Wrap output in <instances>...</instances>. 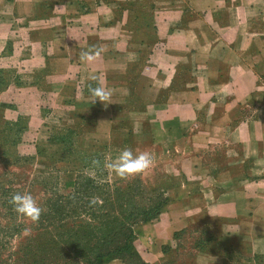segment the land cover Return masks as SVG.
<instances>
[{
  "label": "crops",
  "instance_id": "1",
  "mask_svg": "<svg viewBox=\"0 0 264 264\" xmlns=\"http://www.w3.org/2000/svg\"><path fill=\"white\" fill-rule=\"evenodd\" d=\"M0 17L87 151L147 152L172 183L145 264H264V0H0Z\"/></svg>",
  "mask_w": 264,
  "mask_h": 264
},
{
  "label": "rangeland",
  "instance_id": "2",
  "mask_svg": "<svg viewBox=\"0 0 264 264\" xmlns=\"http://www.w3.org/2000/svg\"><path fill=\"white\" fill-rule=\"evenodd\" d=\"M7 26L18 32L10 37ZM22 28L0 20V264H93L106 253L139 264L125 248L139 256L140 235L150 238L142 228L160 216L151 210L164 204L172 183L157 167L116 176L104 165L117 151L90 153L84 134L69 132L77 118L57 121L47 94L52 81L36 68L39 55ZM24 192L43 209L36 223L10 204ZM92 198L100 202L90 205Z\"/></svg>",
  "mask_w": 264,
  "mask_h": 264
},
{
  "label": "clouds",
  "instance_id": "3",
  "mask_svg": "<svg viewBox=\"0 0 264 264\" xmlns=\"http://www.w3.org/2000/svg\"><path fill=\"white\" fill-rule=\"evenodd\" d=\"M100 50L85 51L81 53V60L91 62L99 56ZM91 95L96 97V101L104 102L109 98V92L101 87L90 89ZM153 163V157L147 152L134 153L130 148L122 149L119 154L112 160L105 162V168L120 178H126L138 174L148 169ZM100 201L98 198H92L90 205H95ZM10 204L15 213L22 218L29 219L32 223H36L43 209L38 205L31 194L14 193L11 197ZM27 235L30 229L24 230Z\"/></svg>",
  "mask_w": 264,
  "mask_h": 264
},
{
  "label": "trees",
  "instance_id": "4",
  "mask_svg": "<svg viewBox=\"0 0 264 264\" xmlns=\"http://www.w3.org/2000/svg\"><path fill=\"white\" fill-rule=\"evenodd\" d=\"M89 161V160H88ZM166 203V199H164V204ZM162 204V203H161ZM164 204H162L161 206H160V209H153V210H151V211H156V210H159V214L163 211V209H164ZM166 205V204H165ZM164 206V207H163ZM163 208V209H162ZM162 209V210H161ZM156 212H158V211H156ZM158 214V215H159ZM144 215V214H143ZM157 214H155V216H156ZM125 251L127 252V255L128 256H130V257H134L135 256V258H136V260H137V262L139 263V264H145L142 260H141V258L137 255V253H136V251L134 250V248L133 247H131V246H127L126 248H125ZM100 258H102V259H100L99 261H97L96 263L94 262L93 264H105V263H107V262H110V261H112V260H120V261H122V262H124L125 264H129L126 260H125V258H124V256L123 255H116V256H112V257H110V253H106L105 254V256L103 255V256H101Z\"/></svg>",
  "mask_w": 264,
  "mask_h": 264
}]
</instances>
